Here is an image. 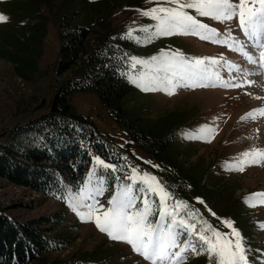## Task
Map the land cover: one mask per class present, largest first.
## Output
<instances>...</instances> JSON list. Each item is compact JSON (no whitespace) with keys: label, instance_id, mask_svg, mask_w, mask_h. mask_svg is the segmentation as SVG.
<instances>
[{"label":"rangeland","instance_id":"obj_1","mask_svg":"<svg viewBox=\"0 0 264 264\" xmlns=\"http://www.w3.org/2000/svg\"><path fill=\"white\" fill-rule=\"evenodd\" d=\"M15 2L16 0H0V14L8 17L6 21L0 22V132L38 119L47 113L56 88L65 78L56 74V59L60 50V42L56 25L47 7L41 9V14L48 17L49 20L44 21L43 34L40 42L36 43L35 51L30 54L28 51L9 54L13 63L22 59V55L25 54L24 57L28 64L22 65V67L15 64L13 66L12 62H7L2 58L3 44L13 39L14 31L20 30V16L17 17L18 5ZM20 3H25V1ZM126 3L128 2H121V4ZM154 6H156L155 3H148L146 0H135L132 4L123 5L120 8H115V11L113 10L111 26L120 36L137 46L134 57L147 60L154 55H159L161 49L168 52L179 50L186 57H213L220 60L221 64L226 60L239 65L241 69L255 73L264 72V69H260L258 65L248 64L239 53L230 51L226 45L200 40L192 35L161 36L150 43L146 42L145 37L148 33L140 29L148 27L150 32L154 31L153 26L156 22L149 17L142 16L137 9H148ZM186 11L195 14L191 9ZM198 19L209 24L210 27L216 28L221 34L220 39H224L227 28L231 27L234 37L245 40L234 21L221 24L207 17H198ZM129 30H133V38H128L126 35ZM248 50L251 51V49ZM13 67L24 73V80L15 75ZM146 71L147 69L141 65H136L135 68L131 67V61L129 62L128 82L135 94L133 101L140 105L141 112L147 116L146 120L154 126L171 124L170 127H172L178 146L193 156L189 160L191 163L201 162L208 169V176L226 177L225 181L230 184L232 189L234 188L233 191L236 189L233 197L239 199L238 204L242 206L240 208L244 212L245 224L252 227L251 231H253V234L249 233L248 236H245L243 231L241 234L245 238L249 262L250 264H264V228L260 227L264 224V205L257 204L256 207H250L244 202V198L253 193H264V163L245 166L243 171L228 170L229 166L236 165L235 158H239L241 153L253 147L264 149V116L253 112L255 109L264 108V75L245 76L235 71L229 73L227 67H214L213 71H219L223 80L242 86L178 88L174 95H166L162 91H141L132 82L138 75ZM246 81L253 83H246ZM217 84H219L218 81ZM69 103L77 115L89 119L100 135L129 153L127 158L130 160L126 163V178H115L112 181L111 192L106 187L105 178L107 172L113 171V169H97V175L103 180L104 188L103 194L98 196L97 200L105 208L108 207L107 200L115 195L122 186L131 183L127 177L131 175L132 167L140 170L139 174L141 175L148 172L160 179L153 171L157 168L153 166L157 165L156 159L134 146L127 130L110 116L95 92L74 93L70 96ZM134 107L136 108V106ZM130 109L132 110L133 107ZM250 112H253L255 119L251 117L241 119ZM202 125H208L214 129L209 134L211 142H205L204 139L186 138V134L191 135ZM93 157L88 174L94 167ZM105 163L107 162L105 161ZM87 180L88 175L83 183ZM79 189L67 190L63 198L78 193ZM152 199L155 201L156 197H152ZM195 201L184 202H187L191 209L198 212L199 218L208 221L217 230L225 233L231 232L230 228L224 227L221 223L224 220L232 221L230 218L220 217L218 213L208 210L204 203H199L197 199ZM91 202L90 200L85 201V203ZM137 203H140L139 197ZM0 207L6 210L9 218L24 222L56 214L61 218L60 224L54 227V230L49 231V235L54 237L57 236V233L64 234L65 238L69 239L68 246L56 252L44 254L42 262L39 260L29 264H148L126 243L112 241L101 233L94 223L83 222L68 207L65 199L51 200L43 194L40 195L27 188L10 185L4 180H0ZM217 210L220 213L223 212L221 214H227L230 211L220 210L218 207ZM237 210L238 208L233 209V212L231 211L229 214L239 221ZM80 211L87 212V209L81 208ZM150 219L155 220L156 217L153 216ZM72 223H76L79 227H74ZM233 227L237 229L234 222ZM199 229L200 225L198 224L197 231ZM246 232L248 233V230ZM187 238V236L184 237V239ZM193 242H196V238H193ZM178 250L173 249V251ZM86 254L89 256L84 258L83 255ZM184 264H208V260L206 255L188 254Z\"/></svg>","mask_w":264,"mask_h":264},{"label":"trees","instance_id":"obj_2","mask_svg":"<svg viewBox=\"0 0 264 264\" xmlns=\"http://www.w3.org/2000/svg\"><path fill=\"white\" fill-rule=\"evenodd\" d=\"M122 1L128 3L121 4ZM134 2L16 0L20 30L3 44L2 58L12 62L10 53L35 51L44 21L49 20L41 14V9L47 7L60 42L56 74L65 78L56 88L47 113L0 132V180L52 199H63L67 190L80 188L92 157L98 155L115 166L105 178L111 192L115 178H126L129 153L100 135L89 119L77 115L69 103L74 93L95 92L110 116L127 130L134 146L156 159L159 167L153 171L168 186L173 198L190 203L199 198L211 212L230 218L241 234H253L252 227L245 224L239 199L233 197L236 189L233 191L226 177H210L201 162L191 163L193 156L178 146L171 124L154 126L133 101L135 94L128 82V71L137 46L113 30L111 19L115 8ZM24 56L12 62L13 66L28 64ZM13 69L24 80V73ZM217 207L230 210L229 213L238 208L239 221L229 213L221 214ZM60 222L58 214L19 221L9 218L0 207V264L42 262L44 254L66 248L69 239L64 234L49 235Z\"/></svg>","mask_w":264,"mask_h":264},{"label":"snow or ice","instance_id":"obj_3","mask_svg":"<svg viewBox=\"0 0 264 264\" xmlns=\"http://www.w3.org/2000/svg\"><path fill=\"white\" fill-rule=\"evenodd\" d=\"M146 2L156 5L148 9H137L142 16L156 22L153 26L154 31L150 32L148 27L140 29L148 33L145 37L146 42L150 43L161 36L192 35L200 40L224 44L230 51L239 53L248 64L258 65L260 69H264V0H146ZM187 9L193 10L195 14H190ZM198 17H207L221 24L234 21L246 39L234 37L231 27L227 28L224 39H220L221 34L217 29L203 23ZM7 19V16L0 14V22ZM132 31L129 30L126 34L128 38H133ZM130 61L133 68L141 65L147 69L132 81L141 91H162L166 95H174L178 88L242 86L223 80L219 71H213L214 67H227L229 73L235 71L245 76L264 75V72L255 73L241 69L239 65L226 60L221 64L220 60L213 57H186L179 50L168 52L161 49L159 55L147 60L133 56L130 57ZM253 112L264 116V108L255 109ZM253 112L241 119L247 117L255 119ZM213 131L214 129L208 125H202L191 135L186 134V138L211 142L209 134ZM235 159L236 165L229 166L228 170L243 171L245 166L264 163V149L253 147ZM93 160L94 167L88 174V180L82 184L78 193L63 199L83 222L94 223L110 240L126 243L148 264H184L186 254L206 255L208 264H250L245 238L233 227L232 221L221 222L224 227L230 228L231 232L217 230L208 221L199 218L198 212L191 209L187 202L174 200L173 193L161 179L148 172L141 175L136 167H132L131 175L127 177L131 183L122 186L107 200L108 207L105 208L97 200L104 192L103 180L97 175V169L115 170V166L105 163L100 157H93ZM152 197H156V200L154 201ZM88 200L92 202L85 203ZM197 200L201 204L204 203L199 198ZM244 202L250 207L264 205V193H253L245 197ZM81 208H86L87 212H81ZM153 216L156 217L155 220L150 219ZM260 227L264 228V224ZM185 236L188 238L184 239ZM193 238H196V242H193Z\"/></svg>","mask_w":264,"mask_h":264},{"label":"bare ground","instance_id":"obj_4","mask_svg":"<svg viewBox=\"0 0 264 264\" xmlns=\"http://www.w3.org/2000/svg\"><path fill=\"white\" fill-rule=\"evenodd\" d=\"M246 39V38H245ZM236 65V64H235Z\"/></svg>","mask_w":264,"mask_h":264}]
</instances>
